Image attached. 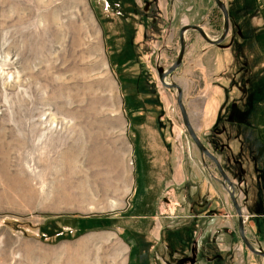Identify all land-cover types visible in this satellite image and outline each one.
<instances>
[{
	"label": "rangeland",
	"instance_id": "374dc122",
	"mask_svg": "<svg viewBox=\"0 0 264 264\" xmlns=\"http://www.w3.org/2000/svg\"><path fill=\"white\" fill-rule=\"evenodd\" d=\"M220 1L224 40L185 32L166 82L264 254V0ZM187 25L211 40L224 29L213 0H0V264L106 231L128 264H264L158 81ZM123 125L130 170L111 164ZM137 170L148 186L136 181L132 198Z\"/></svg>",
	"mask_w": 264,
	"mask_h": 264
},
{
	"label": "crops",
	"instance_id": "0c3cea01",
	"mask_svg": "<svg viewBox=\"0 0 264 264\" xmlns=\"http://www.w3.org/2000/svg\"><path fill=\"white\" fill-rule=\"evenodd\" d=\"M122 127V129L117 130L119 134V136H117V140L119 139V142L123 143L124 150L121 149L120 152L118 151L116 153L117 155L115 156V161L111 162V164L115 165L118 163V158H120V160H122L120 163L122 170H130L128 164L130 159L133 158V155L132 151L130 152L128 145L129 141L125 135L126 128L124 125ZM125 141L128 143H125ZM119 142L117 141V144H119ZM107 164L109 165L108 162ZM136 168L138 169V166ZM136 168H134V170H136ZM138 171L139 170L135 172L134 179L132 176V179L131 177L128 179L129 185H132V198L134 197L133 193L136 186V181L140 180L141 183L148 186V184H146L147 180L144 179L143 176L141 177L139 173H137ZM128 176H130V174L126 175L127 178ZM122 178L123 175L122 177L120 176L119 178H116L118 179L120 185ZM118 193L122 194L121 192ZM137 200L139 199H136V201ZM98 234L101 235L100 241H98L99 235L93 238V242L87 240L88 238H84L83 242H80L83 243V245L78 244L76 247L69 245L66 251L64 250L65 246H63L58 251H47L42 255V257L40 255L36 256V264H46L44 258L52 260L50 264H128L130 247L119 240V237L115 235L117 233L106 231L100 232Z\"/></svg>",
	"mask_w": 264,
	"mask_h": 264
},
{
	"label": "water",
	"instance_id": "95a60500",
	"mask_svg": "<svg viewBox=\"0 0 264 264\" xmlns=\"http://www.w3.org/2000/svg\"><path fill=\"white\" fill-rule=\"evenodd\" d=\"M213 2L215 3L216 7L221 11L222 16H223L224 29H223L222 35L216 40H211L207 37V35L204 33V31L198 26L187 25V26L182 27L180 29L179 35H178L179 53H178L177 59L168 70L162 71L159 69L157 71L158 81L162 87H164L166 89H173L176 91V103H177V106H178L179 111H180V116H181L183 126L185 127L188 135L190 136L192 142L194 143V145L196 146V148L198 149L200 154L207 157L215 165V167H216V169H217V171H218V173L222 179V182H221L222 186L225 187V185H227L230 189V192L228 191L229 198H230L231 204H232L233 209H234V211L237 215V218H238V231H239L241 241L243 242L244 246L247 248V250L249 252H251L254 255L260 256L264 261V254L260 251H256L254 248H252L250 246V244L247 242L246 238L244 237L243 219L241 216V211L237 205L236 199H235L234 194H233L232 184L230 183V181L228 180V178L226 177V175L222 171L221 167L218 164V161L205 149V147L201 144V142L198 140L195 133L193 132V129H192V127L189 123V120H188L186 110L182 104V90H181V88L175 84H169L166 82V78L168 76H170L181 65V62H182V59L184 56V52H185V43H184L185 32H187L188 30L196 31L198 33V35L200 36V38L204 42H206L207 44H210V45H217L224 40V38L227 34V30H228L227 12L225 10L223 3L220 0H213Z\"/></svg>",
	"mask_w": 264,
	"mask_h": 264
}]
</instances>
